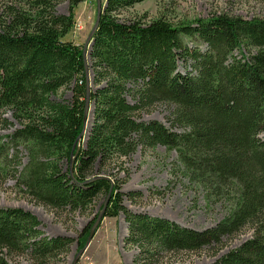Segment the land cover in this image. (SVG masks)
<instances>
[{
    "label": "trees",
    "instance_id": "obj_1",
    "mask_svg": "<svg viewBox=\"0 0 264 264\" xmlns=\"http://www.w3.org/2000/svg\"><path fill=\"white\" fill-rule=\"evenodd\" d=\"M60 1L1 4L0 116L9 113L13 123L1 121L17 126L0 137L1 182L12 180L38 204L70 213L110 195L104 217L123 215L124 243L140 252L135 263L162 252L220 248L224 238L252 227L251 240L214 264H264V19L219 14L178 26L164 19L126 23L117 14L147 0H107L90 56L94 121L82 143L85 59L83 48L64 38L85 0H68V15L57 14ZM185 37L206 50L189 49ZM179 61L193 72L180 73ZM62 89L71 90V100L56 98ZM159 104L175 108L171 129L140 120ZM158 146L176 153L180 174L208 203L226 205L223 221L197 231L123 206L125 161L140 147ZM39 227L27 211L0 209V264L21 256L61 262L73 241L49 238ZM86 236L79 237L81 250Z\"/></svg>",
    "mask_w": 264,
    "mask_h": 264
},
{
    "label": "rangeland",
    "instance_id": "obj_2",
    "mask_svg": "<svg viewBox=\"0 0 264 264\" xmlns=\"http://www.w3.org/2000/svg\"><path fill=\"white\" fill-rule=\"evenodd\" d=\"M3 1L0 0V10ZM101 1L105 6L107 0ZM69 8V1L61 0L56 6V12L59 15H68ZM75 9L76 25L64 41L83 47L97 20V0H85ZM219 14L246 20L264 19V0H147L120 11L117 16L119 20L126 23L135 21L149 23L152 20L164 19L173 26H178L198 19L207 20ZM183 40L189 49L206 50V46L199 43L197 39L185 37ZM246 53L244 51V54ZM236 56L241 58L238 52ZM178 65L180 73L193 72L190 62L179 61ZM56 98L69 101L72 99V92L70 89H62ZM174 109L172 105L159 104L142 113L140 120L145 123L156 121L171 129L170 121ZM5 119L13 123L9 113L0 116V137L2 138L12 134L17 127L15 124L12 128L7 127L1 121ZM19 156L24 158V163L26 154L22 152ZM177 165L176 153L168 152L162 146L154 150H142L141 147L136 150V153L127 159L124 165L129 171V177L120 190L125 195L123 206L132 213L152 218L161 217L183 228L197 231L213 228L228 214L226 205L218 202L208 203L206 193L182 177ZM1 179L3 178H0V209L17 208L27 211L37 218L40 223L39 229L47 237L71 239L73 242L69 245V252L61 258V262L52 264H72L81 251L78 245L79 237L88 233L83 244L85 245L97 220L96 217L104 207L106 197L101 196L83 212L58 211L32 200L17 188L12 180L1 182ZM130 194H134V197L129 198ZM122 216L103 217L94 231L91 243L88 244L77 264H139L135 263L137 255L140 254L139 249L124 243L128 235V227ZM253 234V228L247 227L232 238H224L220 248L206 247L199 252H162L155 254L149 260H142L140 264H214L229 251L241 248L253 238ZM9 261L10 264H35L28 256L15 257Z\"/></svg>",
    "mask_w": 264,
    "mask_h": 264
},
{
    "label": "water",
    "instance_id": "obj_3",
    "mask_svg": "<svg viewBox=\"0 0 264 264\" xmlns=\"http://www.w3.org/2000/svg\"><path fill=\"white\" fill-rule=\"evenodd\" d=\"M106 5H107V2H106ZM105 5V6H106ZM102 1L101 0H97V20L96 23H95V26L92 30L91 33H89V37L84 45L83 48V56H84V61H85V71H86V78H87V98H86V106H85V114H84V129H83V132L81 133V135L79 136L78 140L79 142L82 141V143H86L87 142V139H88V136H89V132H90V129H91V125H93V121H94V108H95V103L94 102H91L90 101V92H91V89L93 88V72L91 70V67H90V62H91V51H92V46L94 44V36L96 35L95 33L97 32V29H98V26H99V23H100V19H101V16L103 15V12L105 10V6L104 9L102 7ZM99 178H105L104 176H98L96 179H99ZM109 198H110V195L108 196L105 204H104V207L101 211V213L98 215L97 220L94 224V226L92 227L91 229V233L89 235V238L87 240V243L85 244V247L84 249H82L78 255L76 256V258H74V261L72 264H77V262L79 261V258H81V256H83V253L84 251L86 250V248L89 246L88 244L91 243L92 239H93V236L95 234V230L98 226V224L102 221L103 217H104V213H105V210L107 208V203L109 201ZM127 225V224H126Z\"/></svg>",
    "mask_w": 264,
    "mask_h": 264
}]
</instances>
